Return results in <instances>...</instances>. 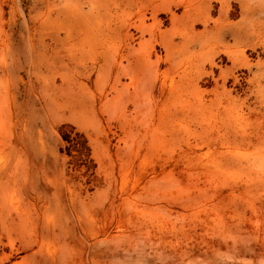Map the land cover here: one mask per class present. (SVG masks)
Here are the masks:
<instances>
[{"label": "rangeland", "instance_id": "1", "mask_svg": "<svg viewBox=\"0 0 264 264\" xmlns=\"http://www.w3.org/2000/svg\"><path fill=\"white\" fill-rule=\"evenodd\" d=\"M0 264H264V0H0Z\"/></svg>", "mask_w": 264, "mask_h": 264}, {"label": "bare ground", "instance_id": "2", "mask_svg": "<svg viewBox=\"0 0 264 264\" xmlns=\"http://www.w3.org/2000/svg\"><path fill=\"white\" fill-rule=\"evenodd\" d=\"M135 253H136V252L129 251L128 254H127V256H128L129 258H132V257L134 256Z\"/></svg>", "mask_w": 264, "mask_h": 264}]
</instances>
